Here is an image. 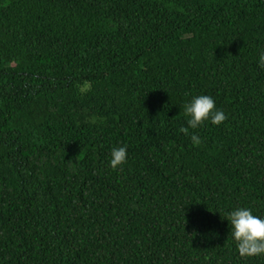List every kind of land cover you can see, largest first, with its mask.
Wrapping results in <instances>:
<instances>
[{
	"label": "trees",
	"instance_id": "1",
	"mask_svg": "<svg viewBox=\"0 0 264 264\" xmlns=\"http://www.w3.org/2000/svg\"><path fill=\"white\" fill-rule=\"evenodd\" d=\"M261 51L264 0H0V264H264L223 220L264 218Z\"/></svg>",
	"mask_w": 264,
	"mask_h": 264
},
{
	"label": "clouds",
	"instance_id": "2",
	"mask_svg": "<svg viewBox=\"0 0 264 264\" xmlns=\"http://www.w3.org/2000/svg\"><path fill=\"white\" fill-rule=\"evenodd\" d=\"M257 66L264 68V51H261ZM186 126L179 128V132L189 137L194 146L202 141L198 135L190 132L205 122L213 126L221 125L227 116L222 109H218L215 100L209 95H194L184 104ZM128 157L127 146L112 147L109 153V167L116 170L126 163ZM227 221L229 235L235 244L237 253L242 257L264 256V218L254 215L247 207H236L224 214ZM196 235V233H195Z\"/></svg>",
	"mask_w": 264,
	"mask_h": 264
}]
</instances>
